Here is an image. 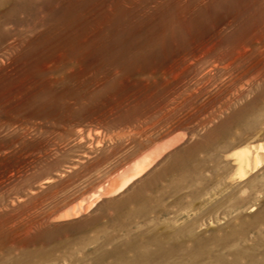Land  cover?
Wrapping results in <instances>:
<instances>
[{"label": "rangeland", "instance_id": "1", "mask_svg": "<svg viewBox=\"0 0 264 264\" xmlns=\"http://www.w3.org/2000/svg\"><path fill=\"white\" fill-rule=\"evenodd\" d=\"M0 38V264H264V0H0Z\"/></svg>", "mask_w": 264, "mask_h": 264}, {"label": "bare ground", "instance_id": "2", "mask_svg": "<svg viewBox=\"0 0 264 264\" xmlns=\"http://www.w3.org/2000/svg\"><path fill=\"white\" fill-rule=\"evenodd\" d=\"M10 1V0H9ZM3 2V1H2ZM5 2V1H4ZM3 2V3H4ZM6 33V32H5ZM4 33V36H5ZM1 39V38H0ZM170 142V141H169ZM264 148L260 145L258 147L254 146L253 151L251 150V148H245L243 150H240L236 153L237 155V159L239 162V172L243 173L242 175H244V172H248L247 169H254L256 166L260 165L262 163V161L264 160ZM262 151V152H261ZM146 246V245H145ZM171 247V246H170ZM158 255L161 254L160 252H157ZM164 253V252H163ZM37 254V253H36ZM113 254V253H112ZM171 254V253H170ZM163 257V256H162ZM165 257V256H164ZM169 258V257H168ZM12 261V260H11ZM26 262H22L20 264H29L27 263V261L29 262V260H23ZM13 263V262H11ZM236 263V262H235ZM2 264V263H1ZM9 264V263H8ZM16 264V263H15ZM19 264V262L17 263Z\"/></svg>", "mask_w": 264, "mask_h": 264}]
</instances>
